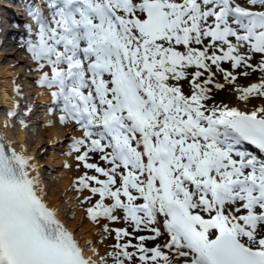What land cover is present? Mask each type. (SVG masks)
Wrapping results in <instances>:
<instances>
[{
    "label": "snow or ice",
    "instance_id": "6c2138e0",
    "mask_svg": "<svg viewBox=\"0 0 264 264\" xmlns=\"http://www.w3.org/2000/svg\"><path fill=\"white\" fill-rule=\"evenodd\" d=\"M23 3L20 47L71 126L72 191L98 235L68 226L37 156L7 136L29 127L16 101L0 126V264H264V0Z\"/></svg>",
    "mask_w": 264,
    "mask_h": 264
},
{
    "label": "rangeland",
    "instance_id": "374dc122",
    "mask_svg": "<svg viewBox=\"0 0 264 264\" xmlns=\"http://www.w3.org/2000/svg\"><path fill=\"white\" fill-rule=\"evenodd\" d=\"M19 21H23L24 19L21 17L19 19ZM20 22V23H21ZM24 31L19 33V37H24L25 34V27H23ZM22 41H20L19 45H18V57L20 58H24V60H21L19 62L20 67L19 69H21V71L23 72V75H21V78L24 82V84L26 86H28L27 89L23 90L24 92L28 93V91L33 92L32 94H30L29 98L32 101L33 105H34V110L33 112H36V117L37 119V123L33 124L32 126H30L29 128L26 129V137L24 138V142L23 145L25 147H27V149L35 156H37V159L39 161V163H42L43 160H49L52 159V153L55 154V156L57 157L55 160L57 161L55 162H51L50 164L46 165V164H42V175L44 177V181H45V187L48 189V196L46 198H50L51 192L53 189H56L58 194L61 195L60 198V202H61V206L62 209H64V219L66 220V223H73V222H78V224L82 223V224H88L90 223V227L87 228L90 229V231L93 233H91V237H94V234L97 236L98 233L96 231L95 226L90 222L87 221L85 219V215H84V211H85V207L86 206H82L79 204V200L77 199L78 193L72 191V187H65L63 189L62 187V182L63 179H65L66 177V172L65 167L63 166L65 162H67L68 164H73L75 166V161L72 157L64 155L63 152H66L68 150V145H67V140L69 139L68 137V133L71 130V126L69 127H64L62 125H60L57 121H56V117L50 115L51 120L54 121V125L57 126V130L59 134L64 133L62 139L58 140V141H65V143L63 145H58L55 148L52 147V144L55 140H52V138L50 137V135L47 133V131L44 128L45 125V121L42 120L43 119V114H49L48 113V108L46 107L49 104H45L47 100L45 97H48L44 95V91L43 92H39V89H41L42 87H40L38 84H36L34 82V77H37L34 72L29 71V66H34V62L30 59L29 54L20 47ZM7 50H11V49H15L16 47L14 45L11 44H7V46H5ZM5 50V48L3 49ZM16 60V59H15ZM5 61H7V57L3 58L2 62L4 63ZM18 64V65H19ZM33 64V65H32ZM34 75V76H33ZM41 95V96H40ZM40 97H44V101H39L38 99ZM21 105V104H20ZM46 109V110H42V109ZM16 128L15 130H13L14 132H16ZM79 135L80 133L77 132L75 133V135ZM52 140V141H51ZM38 141H40L42 143V145L38 146ZM48 141V142H47ZM51 141V142H50ZM41 147H47L48 151H47V155L46 156H42L39 153V149ZM59 147V148H58ZM63 154L64 155V161H61L60 155ZM68 169V168H67ZM81 173L78 171L77 176L80 175ZM76 176V177H77ZM61 180V181H60ZM69 179H65L64 182L68 183ZM68 185V184H67ZM73 215H75V219H72ZM93 228H92V226ZM83 236L85 235V233L82 234ZM91 238V239H92ZM112 240H106L104 242V245H102V251H101V255H103L106 251L107 248L105 247V245L112 243ZM111 263V261H109V264Z\"/></svg>",
    "mask_w": 264,
    "mask_h": 264
},
{
    "label": "bare ground",
    "instance_id": "6f19581e",
    "mask_svg": "<svg viewBox=\"0 0 264 264\" xmlns=\"http://www.w3.org/2000/svg\"><path fill=\"white\" fill-rule=\"evenodd\" d=\"M1 1L2 0H0V2ZM1 7H0V10L2 9ZM29 20L31 21V18ZM18 50H19L18 48H15V49L13 48L11 50H7V49L3 50L2 44L0 43V126H2L3 122L6 119H8V117L6 115V110L16 107V101L20 102V101L23 100L22 95H17V93H16L17 85H19L22 90H25V89L28 88V86H26L24 84V82H23V80L21 78V75H23V72L21 71V69H19V67H20L19 62L21 60H24V58L18 57V54H19ZM5 57H7V61H5L3 63L2 60ZM34 74L36 76L40 75V73H38V72H35ZM43 91H44V95L45 96L48 95V97H45V98L49 99V102L51 103V96H50L49 91L47 89H45V88L39 89V92H43ZM32 93L33 92L28 91V93H27L28 101L25 100V102L28 105V107H31L33 109L32 105H31L32 103H31V101H29V96ZM38 100L39 101H44L45 99H44V97H40ZM42 110H45V109H42ZM35 113L36 112H34V113H32L30 115V117H32V120H30L29 123L30 122H34V123L36 122V120H35L36 114ZM50 115L51 114H46V113L43 114V120L45 121L44 128L47 131V133L50 135L52 140L58 141V140L62 139L64 133L59 134L58 130H57V126H55L54 123H52V124L49 123L50 121L53 122V120H51V118H50L51 117ZM14 123L16 124V127H15L17 129L16 132H14L13 130H8L7 136L9 138H13V139L17 140V147L19 149V145L23 144L24 138L27 136L26 135V129H23L18 122L14 121ZM40 145H42V143L40 141H38V146H40ZM52 156H54V157H52V159L43 160L42 163H40V164L41 165L42 164L48 165L51 162H55L56 163L57 161L55 159L57 157L55 156L54 153H52ZM60 158H61V161H62L64 159V155L61 154ZM64 163H65V161H64ZM64 171L66 172L65 173L66 174L65 179H69V181L67 183V182H64L65 179H63V181L60 180L62 182V187H63V189L65 187H70L71 188L72 185H73V182H74V180H75V178L77 176L78 171L76 170V168H75V166L73 164H72L71 168L67 169L65 167ZM60 198H61V195L58 194L56 189H53L52 192H51L50 198H46V199H48L53 204V206L57 207L60 210V216H61L62 219H64V215H63L64 209H62ZM64 221L66 222V220H64ZM67 224L72 229H76V228L79 227L80 230L77 232L78 236H80L83 233H85V235H84L85 239H91L92 238L91 237V233H93L94 230L92 232L90 231L91 228L87 230V228L90 227V223L85 224V225L82 224V223L78 224V222H73L71 224L67 223ZM92 228H93V226H92ZM94 237H96L95 234H94ZM94 247L99 248L100 253H101L102 245L97 244V245H94ZM87 254L88 255H92L93 254L92 250L89 249Z\"/></svg>",
    "mask_w": 264,
    "mask_h": 264
}]
</instances>
